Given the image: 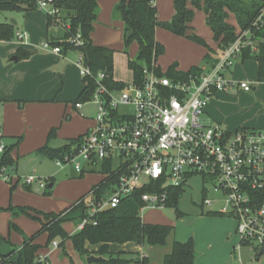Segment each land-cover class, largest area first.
<instances>
[{
  "label": "built area",
  "instance_id": "obj_1",
  "mask_svg": "<svg viewBox=\"0 0 264 264\" xmlns=\"http://www.w3.org/2000/svg\"><path fill=\"white\" fill-rule=\"evenodd\" d=\"M37 9L47 15H56L55 0H35ZM264 27V9L254 28ZM16 38L29 42L26 32L18 31ZM81 46V35L68 40ZM44 50L62 54L59 47L49 42ZM258 52L253 32L238 34L214 65L202 68L200 75L171 78L167 72H158L156 63L144 68L140 80L124 87L110 88L106 74L98 73L96 88L86 102L76 103L96 107L95 124L74 147L71 155L57 159L58 166L72 164L78 174L92 172L100 167L107 186L100 200L94 193L88 201L89 219L78 230L91 222L96 214L117 208L123 200L146 189L140 195L142 214L146 210L167 208L175 190L183 189L194 177L204 183L201 207L207 214L235 220L239 238L237 249L250 246L264 251V205L258 207L251 194L264 189V131L239 129L229 131L218 123L205 119L211 99L231 89L252 91L248 82L227 78V73L244 52ZM77 65L83 78L92 75L79 52ZM6 142L0 134V159ZM17 168L3 167L0 179L12 182L13 175L25 178V185L46 183L34 175L20 176ZM96 224V223H94ZM53 246L59 247L54 241ZM49 264V263H45Z\"/></svg>",
  "mask_w": 264,
  "mask_h": 264
},
{
  "label": "trees",
  "instance_id": "obj_2",
  "mask_svg": "<svg viewBox=\"0 0 264 264\" xmlns=\"http://www.w3.org/2000/svg\"><path fill=\"white\" fill-rule=\"evenodd\" d=\"M189 3L194 9L203 10L206 22L214 34V40L219 44L223 52L230 44L234 43L240 32L251 30L253 39L257 42L258 52L252 54L246 50L242 60H255L259 64L258 82L264 84V27L260 30L254 28V23L264 9V0H174L175 16L169 22H161L157 17L156 0H121L115 11L126 25V42L136 40L138 43V60H128V67L134 73L138 81L143 76L144 68H150L156 63V70L161 72L158 59L165 53V47L156 38V30L161 27L176 36L186 38L200 46L208 49L204 58V65L214 66L219 59L215 52L207 44L206 40L194 32L190 23L195 17L194 9L189 8ZM56 15H47V25H61L64 28V36L61 39L51 38L49 43L53 47H59L62 53L68 51H79L84 54L85 63L91 69L92 75L83 78L84 87L76 103L86 102L90 99L97 86L96 76L103 72L106 74V84L110 88H122L123 82L116 81L113 76V58L115 50L98 46L93 43L92 34L98 18L99 0H55ZM38 11L35 0H0V12L11 11ZM66 13L62 17V13ZM234 15L240 31L228 20ZM133 36L128 38V33ZM17 27L10 22L0 23V42L10 43L16 38ZM81 35L82 45L74 46L68 40ZM19 58H28L30 52L19 50ZM177 64H173L167 71L171 78H187L189 75H200L203 67L194 66L187 72L176 70ZM57 136V128L51 129L47 143L36 151V154L51 161L63 159L65 155H71L74 147L85 136L68 140V143L60 148L49 145V141ZM17 143L6 145L5 151L0 159V169L3 167L17 168L19 162L12 156V152L18 147ZM104 180L93 187L91 192L79 199L69 209L60 214L43 213L29 208L21 209L23 213L41 222L40 233L48 234V243L60 239L59 247H63L67 239H72L76 250L83 258L90 256L104 257L107 264H151L148 256H140L126 253H115L109 250L110 244L135 243L139 247H163L167 245L169 237L174 233L175 227L160 224H147L142 219L143 201L140 195L146 189L126 198L113 209H108L96 214L84 228L74 235H69L64 228L66 222H82L89 219L88 201L94 193L96 201L100 200L105 189ZM182 190L173 192L167 207H176ZM256 205H264V189L251 194ZM208 216H213L209 215ZM177 216L182 213L177 210ZM96 223V224H94ZM38 234L29 239L22 247L13 249L8 254H0V264H45L46 260L40 259L41 245L36 243ZM0 236V240H1ZM91 246L100 245L98 251L91 252L86 244ZM264 254V251H263ZM258 256H260L258 254ZM162 264H196V249L193 239L182 243L174 241L171 252L165 255Z\"/></svg>",
  "mask_w": 264,
  "mask_h": 264
},
{
  "label": "rangeland",
  "instance_id": "obj_3",
  "mask_svg": "<svg viewBox=\"0 0 264 264\" xmlns=\"http://www.w3.org/2000/svg\"><path fill=\"white\" fill-rule=\"evenodd\" d=\"M103 8L104 3L100 4L99 7L97 24L95 25L93 38L99 43H104V46L110 45L111 49L115 50L113 58V76L119 80H122L126 84H129L132 82L134 75L128 67V60H138V43L136 40L131 41L129 44L126 42V25L120 18L117 11H115V7L111 12V19L107 20L106 22L101 19V10H103ZM62 15L64 14L62 13ZM37 16L41 19L47 18V14L40 11H38ZM27 17L28 16L23 12H0V23L16 21L20 24V26L17 28L21 29V25L30 20V16L28 18ZM194 18V27L199 36L206 39L207 42L211 44V46L214 45L211 28L206 23L204 13L198 11ZM32 22L35 23L33 20ZM27 34L29 35V39H32L31 33L29 32ZM158 35L166 48L164 53L165 55L163 54L158 59L163 68V70L161 69L162 71L168 68L165 62L174 60L170 65L178 64L179 68H181L179 69V72L180 70L181 72H187L191 69L186 67L189 63H193L197 58L199 61L200 55L203 53V51L206 53L208 52L207 48L191 42L186 38H179L175 35H171L161 27L158 29ZM63 36L64 29L61 25H53L51 27L49 33L50 39L51 37L63 38ZM45 42H47L46 37H40L39 41H37V43L33 42L34 44L32 43L31 46L38 48L40 51L52 53L49 50L46 51L43 49V44ZM21 43L22 42L20 39L15 38L10 43L0 44V48L7 46L14 47L16 45H20ZM222 54L223 52L218 49L216 53L217 58L221 59ZM70 56V60L77 71L74 72L75 77H77V73H79V78L83 79L80 69L77 65L79 53L77 51H73ZM203 64L204 59L200 60V65L203 66ZM255 65V60L243 62L242 60L237 59L234 66L231 68V70L234 72L233 76L227 75V78L233 79L237 82H242L244 80L255 87L254 90L246 93L242 98L234 100L235 104H233L231 107L233 108L232 110L236 111L237 114L239 113V115L252 117V119L255 120L254 129H261L262 127L260 124L262 119L261 111H263V103L260 102V109H257L256 106H252L250 103L251 97L262 99L264 96V88H260L261 84L257 80V71ZM51 83H53L52 85L56 86L57 83L61 84V81L59 79H55L52 80ZM230 91H233V89ZM256 91H258L259 94L256 95ZM59 93L62 92L59 91ZM67 107V112L70 114L71 120L68 121V117L65 116L64 124L68 123L74 125L76 121V115L78 113L74 109V103H69ZM94 109H96L94 105L87 107V109H84L83 113L86 116L93 117L96 113V110ZM208 113L209 111H207V114ZM207 118H209L208 115H205V119ZM71 125L69 127L64 125L63 128L57 127V136L55 139L49 141V145L54 148H60V146H63L65 141H67L66 139L71 137L73 138V136L76 137L77 135L75 134H77V131L75 130L70 132L69 130L70 128L74 127ZM246 127L252 128L250 126ZM226 128L229 130H235L229 127ZM68 130L69 132H67ZM36 141L38 142V140L26 139L21 149L26 150V147L32 148ZM47 141L48 135H46L43 144H46L45 142ZM11 143L13 142L8 141L7 145H10ZM31 155L36 156L27 167L28 174L41 178L46 183L47 187L41 189L38 185L34 184L29 188L25 185V178H19L17 175H13L12 182H6L4 179H0V236L2 237L0 240V254L3 253L5 255L10 253L12 249L22 247L29 239L38 234L36 243L42 246L41 255L44 258H48V262L50 264H88L87 259L83 258L76 250L72 239H67L63 247L55 248L53 246V242L48 243L47 233L39 234L41 222L33 219L26 213H23L21 209L29 208V210L32 209L36 211H42L43 213L54 212L56 214H60V212L65 210L71 204L75 203L77 200L81 199L83 196L87 195L94 186L99 184L102 179L100 167L96 168L92 172H87L82 175L75 171L72 164L60 167L55 161H51L47 158L37 155L36 151H32ZM21 162L22 161H20L19 164ZM51 184H53V186L49 188V185ZM203 189V179L201 177H194L190 179L182 189V195L180 196L176 207L146 210L142 214V219L144 221L154 220L165 222L167 223L166 225L175 227L174 231L178 232V236L183 237L188 235L190 232L193 233L197 230H202L204 227H202L199 223L200 221L197 220L203 216L209 217L207 215L209 208H207V206L203 208L201 207V203L204 199ZM177 210L182 213L181 217L177 216ZM233 221L237 226L236 221ZM80 224V221L66 222L64 224V228L69 235H74L76 233L77 227H79ZM191 239L194 241V238L188 237L184 242H187ZM204 239L205 238L203 237V240ZM59 240L60 239H56L55 241L59 243ZM173 241L174 236L171 235L166 246L154 247V250L150 252L152 264H162L163 256L171 252ZM203 244H205V241ZM135 245V243H113L109 245V250L115 253L120 251H129L131 248L135 247ZM97 248L99 250L101 246L98 245ZM203 253L204 250L202 246L201 249L198 247L196 249V258L201 257ZM258 254L259 250H253L247 245L242 246L240 249H236L235 251L238 261H240V259L242 261L243 259L251 262L252 264H264V254L260 256H258ZM13 263L18 264L15 261ZM94 264L107 263L101 262Z\"/></svg>",
  "mask_w": 264,
  "mask_h": 264
},
{
  "label": "crops",
  "instance_id": "obj_4",
  "mask_svg": "<svg viewBox=\"0 0 264 264\" xmlns=\"http://www.w3.org/2000/svg\"><path fill=\"white\" fill-rule=\"evenodd\" d=\"M119 1L120 0H99V7L100 4L104 3V8L103 10H101L102 12L101 19L104 20V22L111 19V12ZM188 5L189 8L194 9L191 3H189ZM156 8L158 12L157 14L158 20L161 22L171 21L176 14L174 0H156ZM194 11H195V16L197 15L198 11L204 13L203 10L194 9ZM16 12H23L28 17L30 16V20L28 22L26 21L25 24L21 25V29L17 28V32L18 31L26 32V33L30 32L32 39L30 38L29 42L26 44L21 43L20 45H16L14 47L7 46L0 48V134L4 137L6 144L8 141L13 142L11 144H15L17 143V140L20 139V143L18 147L15 148L12 152L13 158L18 162H20L30 156L33 157L32 160L34 159L36 155H31L32 151H37L39 148L45 145L43 144L44 139L46 135H49L51 129L57 127L63 128L64 125L69 127L71 125L68 123L64 124L65 116L68 117L67 118L68 121L71 120L70 114H68L67 112L68 111L67 106L69 103L71 102L74 103V109L77 111L78 114L76 115V121L74 125H71L74 127L68 129L70 130V132L76 130L77 134L75 135L77 136L76 137L73 136V138L71 137L66 139L67 141H65L64 145L68 143V140L76 139L88 133V131L95 124L94 121L95 116L89 117L84 115L83 113L84 109H87V107L93 105H85L82 109H78L75 106L76 105L75 101L82 92L84 83H83V79L79 78V73H77V77H75L74 75V72L77 71L70 60L71 58L70 54L73 53V51H68L65 54L64 53L54 54L50 52L47 53L44 51H40L38 50V48H34L33 46H31L33 42L37 43L40 37L41 38L46 37L47 42L50 39L49 33L51 28H48L47 18L41 19L40 17H38L39 16V15L37 16L38 11L20 10ZM63 14L64 15L61 14V16L65 17L66 13L64 12ZM205 18L207 19L206 15ZM194 19L190 23V26L194 29V32L197 35H199L194 27L195 24ZM32 20L35 21V23L32 22ZM228 22L236 28L237 33L240 31V28L238 27L234 15H230ZM96 24L97 21L95 25ZM18 26H20L19 22H17L16 27ZM158 29L159 28H157L156 30V38L162 45H164L162 40H160L159 38ZM169 34L171 33L169 32ZM212 37L214 44L212 46L210 43L207 42L206 39L205 40L207 44L210 46V48L214 52L216 51L214 56L217 58L216 53L219 49V44L214 40L213 32H212ZM55 39H61V38H55ZM92 40L95 45L98 46L105 45L104 43H99L95 41L93 38V34H92ZM0 44H2V42H0ZM105 47L111 48L110 45ZM19 50L30 52V56L28 58H22V59L19 58L17 55ZM207 53L203 51V53H201L200 55V60H203ZM15 56L18 58V61H12V58ZM200 60L198 61L197 58L196 60H194L193 63H189L186 67L192 68L194 66H198V67L207 68L210 66V65L206 66L204 64L203 66H201ZM240 60H242V58H240ZM249 60L251 59L242 60V61L247 62ZM173 61L174 60L165 62L166 66L168 68L171 67L172 65L170 64L173 63ZM158 65L163 70L159 61H158ZM255 67L257 71L256 75L258 80L259 64L257 61ZM168 68L165 69L163 72H167ZM179 69L181 68H179V65L177 64L176 70L179 71ZM233 74L234 72L231 69L227 73V75H231V76H233ZM55 79H59L61 81V84L57 83L56 86L52 85L53 83H51V81ZM114 79L116 81L123 82L122 80H119L115 77ZM133 80H134V76H133ZM242 82H247V81L243 80ZM123 83L126 84L125 82ZM260 84H261L260 88L261 89L264 88V84L263 83ZM254 89L255 87L252 85V90ZM59 91H61L62 93H59ZM246 93L249 92H245L244 90L241 89H233V91H230L229 93L216 94L211 99L210 104L207 107L206 115H208L209 117L207 119L213 123H218L222 125L224 128L229 127L235 129V130H229L226 128L229 131H237L239 129L264 131L263 129L264 128V96L262 97V99L257 97L250 98L251 105L256 106L257 109H260L259 107L260 102L263 103V111H261L262 113V119L260 124L262 127L261 129H254L255 120L252 119V117H245L239 115V113L237 114L236 111L232 110L233 108L231 106L235 104L234 100L242 98ZM257 94H259L258 91H256V95ZM207 111H209L208 114ZM246 126H250L252 128L249 127L247 128ZM69 130L67 132H69ZM26 139H34V140H38V142L36 141L32 146V148L26 147L25 148L26 150H23L21 149V147L24 145V141ZM63 146L61 145L60 147ZM103 180H104V176L102 174V179L99 182V184ZM51 185L53 186V184ZM32 186H27V187L30 188ZM49 188H51L50 185ZM73 204H71L65 210L69 209ZM48 213H54V212H48ZM197 221H200L199 223L201 224L202 227H204L202 228V230H197L196 232L193 233L190 232L188 233V235L184 237L178 236L177 231L176 232L174 231V233L172 234L174 236V241L185 243L184 242L185 239H187L188 237H192L194 238L195 249H197L198 247H200L201 249L202 246L204 253L202 254L201 257L196 258V264H252L251 262L243 259L242 261L241 259L240 261H238L236 258L235 251L239 243V238L236 235V224L234 223L233 220L224 217L203 216ZM144 222L147 224H160V225L167 224L165 222L154 221V220H148ZM78 228L79 227H77L76 232L79 231ZM203 237L205 238L204 240ZM204 241L205 244H203ZM86 247L91 251H98L97 246H91L90 244H87ZM152 250H154V247L151 246L139 247L135 245V247L131 248V250L129 251H120L119 253L148 256L150 258L151 256L150 252ZM165 255L162 258L163 260ZM40 259L43 261L46 260L47 261L46 263H49L48 258H44L41 255V250H40Z\"/></svg>",
  "mask_w": 264,
  "mask_h": 264
},
{
  "label": "water",
  "instance_id": "obj_5",
  "mask_svg": "<svg viewBox=\"0 0 264 264\" xmlns=\"http://www.w3.org/2000/svg\"><path fill=\"white\" fill-rule=\"evenodd\" d=\"M11 24L13 25H17V22L16 21H12L10 22ZM128 38L132 37L133 36V33L132 32H129L128 33ZM12 61H18V58L15 56L12 58ZM32 156L30 157H27L26 159H24L19 165H18V174L20 176H25V175H28V171H27V167L28 165L30 164L31 160H32ZM50 187H52V185H50ZM263 254V250L261 249L259 251V255H262ZM105 259L103 257H97V256H91L89 258H87V263L88 264H94V263H101V262H104Z\"/></svg>",
  "mask_w": 264,
  "mask_h": 264
}]
</instances>
